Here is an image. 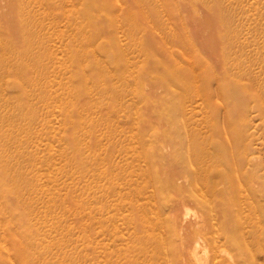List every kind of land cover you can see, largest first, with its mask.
Instances as JSON below:
<instances>
[{"label": "rangeland", "instance_id": "rangeland-1", "mask_svg": "<svg viewBox=\"0 0 264 264\" xmlns=\"http://www.w3.org/2000/svg\"><path fill=\"white\" fill-rule=\"evenodd\" d=\"M4 26L0 264H264V0H0Z\"/></svg>", "mask_w": 264, "mask_h": 264}, {"label": "bare ground", "instance_id": "bare-ground-1", "mask_svg": "<svg viewBox=\"0 0 264 264\" xmlns=\"http://www.w3.org/2000/svg\"><path fill=\"white\" fill-rule=\"evenodd\" d=\"M1 24H4V20H3V18H2V20H1ZM5 30V26L0 30V40L2 41L3 40V35H2V32ZM229 144H230V146H232V144L229 142ZM196 181V180H195ZM194 184L197 186V184L194 182ZM194 185V186H195ZM199 185V184H198ZM195 188V187H194ZM195 189H197V187L195 188ZM198 190V189H197ZM196 191V190H195ZM187 193V192H186ZM182 194V196H180L181 198L180 199H178L176 202H174V203H172V205H171V208L173 207V208H175L176 206H177V204H186L187 203V201H185V200H187V199H191V200H193V201H198L199 202V200H198V198H197V196L196 195H198V194H190V195H188V194ZM198 193V192H197ZM200 195V194H199ZM198 195V196H199ZM201 197L202 196H200V199H201ZM203 198V197H202ZM203 202H205L204 200H203ZM203 202H201L202 204H203ZM197 203V202H196ZM200 203V204H201ZM203 206H204V204H203ZM205 206H206V203H205ZM185 207V206H184ZM183 207V208H184ZM185 210V209H184ZM191 210L192 209H190V208H188V207H186V215L188 216V214H190V212H191ZM187 216H185V217H187ZM197 218V220H196V222H195V224H193V223H190V224H179L180 226V230L181 231H187V234L186 235H188V234H191L190 236H192V238L190 239L191 240V242H189V244H191V248L190 249H192L191 251H190V253H191V256L192 257H194V259H197L198 261H200L201 262V259L197 256V249L201 246V242H200V240L196 237V234H197V232H198V229L200 228V225H201V223L205 220L204 219V215L202 214V215H197L196 216ZM187 219V218H186ZM194 220V219H193ZM212 225V224H211ZM178 226V225H177ZM176 225H174V226H172L171 228H170V231L171 232H173V233H176V231H177V229H178V227H177ZM207 226H208V224H207ZM209 226H210V224H209ZM212 227V226H211ZM210 228V227H209ZM189 230V231H188ZM181 234V233H180ZM194 236V237H193ZM188 237V236H187ZM189 238V237H188ZM189 240V241H190ZM214 242V241H213ZM212 242V243H213ZM216 254V253H215ZM216 256V255H215ZM218 259V258H217ZM215 264H217V263H215Z\"/></svg>", "mask_w": 264, "mask_h": 264}]
</instances>
